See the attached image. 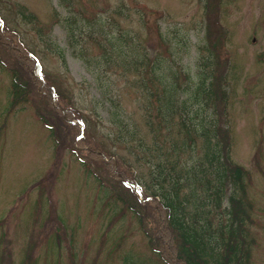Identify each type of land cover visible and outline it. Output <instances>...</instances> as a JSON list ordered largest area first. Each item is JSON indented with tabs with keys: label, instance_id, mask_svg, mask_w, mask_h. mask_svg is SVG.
<instances>
[{
	"label": "rangeland",
	"instance_id": "1",
	"mask_svg": "<svg viewBox=\"0 0 264 264\" xmlns=\"http://www.w3.org/2000/svg\"><path fill=\"white\" fill-rule=\"evenodd\" d=\"M0 17V264L167 263L143 192L183 130L159 117L151 75L121 66L144 49L157 79L182 85L201 58L219 62V126L248 168L251 264H264V0H0Z\"/></svg>",
	"mask_w": 264,
	"mask_h": 264
},
{
	"label": "trees",
	"instance_id": "2",
	"mask_svg": "<svg viewBox=\"0 0 264 264\" xmlns=\"http://www.w3.org/2000/svg\"><path fill=\"white\" fill-rule=\"evenodd\" d=\"M9 31L0 26V34L6 40ZM117 36L123 44L129 41L122 31L117 32ZM161 37V43L170 53L171 42L165 31L161 30ZM206 38L208 42L201 48L214 50L211 44L219 45L207 34ZM19 43L20 49L23 43ZM138 54L133 59L128 58L129 55L124 57L121 66L140 74L146 70L151 75L149 82L154 87L161 86L150 92L151 97L157 96L159 117L167 122L177 119L183 130V136L172 138L168 155L160 146L157 148L166 156L150 171L154 185L148 189L152 191L143 192L157 216L152 225L158 242L152 248L165 259V264H251V233L247 229L251 215L246 210L250 203L245 202L248 168L232 162L228 133L219 126L217 83L209 72L219 62L213 55L201 58V66L195 74L182 72L187 82L182 85L177 72H174V80L159 77L155 70L160 65L158 56L154 57L146 49ZM28 57L36 66L35 59ZM155 75H159L158 79ZM138 84L144 87L143 80ZM20 86L11 90L12 107L25 102ZM67 115L71 116L72 111L67 110ZM44 123L48 126L46 121ZM119 177L124 184L128 180L134 182L130 173Z\"/></svg>",
	"mask_w": 264,
	"mask_h": 264
}]
</instances>
